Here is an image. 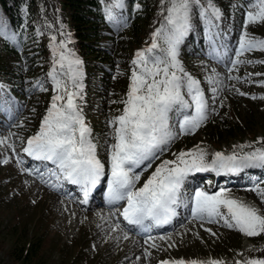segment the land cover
<instances>
[{
	"label": "rangeland",
	"instance_id": "374dc122",
	"mask_svg": "<svg viewBox=\"0 0 264 264\" xmlns=\"http://www.w3.org/2000/svg\"><path fill=\"white\" fill-rule=\"evenodd\" d=\"M37 4L41 9V23L48 30L51 45L50 60L46 65L47 70L43 73L52 80L50 73L53 68L56 67L57 71H60L59 66L54 64V59L57 58L53 53L54 44L58 45L67 39L69 41L67 48L74 53L75 57L77 54L67 35V23L60 9L51 0H38ZM170 6V0H157L156 17L147 29V38L141 39L136 36L138 43H134L125 52V60L117 59L116 63H113L114 66H121V72L118 73L120 76L113 79L108 88L103 86L101 93L97 94L94 100L86 95L84 72L81 65L78 66L83 88L80 92L82 98L76 102L82 110L85 124L92 130L91 138L96 145V155L108 167L110 166L109 145L115 143L109 121L122 114L125 107L123 101L127 98L136 53L150 47L152 34L165 23L167 9ZM255 10V8L247 7L241 15L239 14L242 19L236 24L238 39L245 31L249 34L252 33L251 31L255 32L257 26L264 29V21L249 23L246 28L244 27L246 12ZM124 13L126 15V12ZM259 23L263 25H258ZM261 33L264 34V30ZM52 36L56 37L55 42L52 41ZM7 38L4 35L0 36V59L7 58L3 49ZM184 40H187L186 36ZM187 42L189 43V40ZM16 43V41L13 42L14 45ZM159 43L163 47V42L159 41ZM208 44L206 42L205 45ZM196 49L198 54L192 53L193 57L188 58L191 53H185L179 48L178 59L185 72L200 81V87L206 93L205 97L209 103V117L194 134L180 133L167 145L165 150L159 153V158L152 161L151 168L143 171L137 187L143 185L159 164L165 160H175L180 152L203 149L210 161L216 152L230 156L233 153L245 155L257 150L264 151V76L256 73L257 62L250 58L252 52H245L241 55L239 59L244 63L237 64L229 71L228 66L232 60L236 59L237 49L233 48L226 54L220 52V56L216 52L209 53L208 60L206 59V46L205 50L202 47H196ZM155 54H161V49H156ZM146 55L152 54L146 53ZM222 57L225 63L223 59L221 61ZM209 77L223 81V83H211ZM229 77H239V79H229ZM213 88L217 89L215 94L212 91ZM28 89L30 88L26 85V90ZM31 89L32 92H38V89L36 91L33 87ZM56 94L57 91L52 83L49 92L43 91L33 99L27 98L29 112L26 114L29 117H26V121H23L21 125L18 121L21 114L24 115V106L19 103L22 112L18 114L13 107V100L0 96L2 101H7L4 107L6 111L0 110V138H7L8 141L0 145V223L6 227L5 229L1 227L4 231L0 232V264H15L10 252L13 243L7 234V228L15 225L23 226L25 222L29 227H33L36 219L38 222L35 227L41 228V232L48 234L46 255L51 261L50 264H162L163 261L174 264L181 260L186 264L192 260L203 262V264H209L212 260L221 261L222 264H247L253 259L264 260V234L249 237L235 228L227 227L222 220L209 222L206 219L192 218L190 223L186 222L178 228L180 230L176 229L170 235H157L159 238L154 237L147 242L141 239L134 241L131 236L136 237V235L133 232L130 233L118 222L119 215H113L108 205L98 207L104 208L101 211L98 208L86 211L75 199L73 202L69 201V197L60 196L59 191L65 188V186L62 187L63 183L57 184L59 179L52 176L49 169L40 172L44 171L41 169L43 164L29 165L27 159L19 153L26 146V141L38 133L42 120L51 105L52 97ZM174 113L175 121L169 123L174 131L179 132L178 122L183 116L180 115L181 113ZM245 113L252 114L255 121L248 127L242 126V129L238 131L231 128V121L236 120L235 118L242 120ZM184 114L195 115V112L194 109L186 110ZM215 121L221 123L220 130L222 131L217 136L214 134L213 137H209L203 130H208V126ZM9 144L14 145L15 151L8 146ZM5 159L8 160L7 164L2 163ZM36 169L39 171L37 172ZM254 172L255 176L248 183L247 179L232 176L229 172L217 175L214 171H207L204 173V180L214 176V182L205 180L202 188L209 193L226 189L230 197L255 207L261 215H264V197L253 190L264 188V175L258 169ZM108 177L111 179V175ZM215 178L217 184H215ZM60 179L64 180L63 177ZM53 181L56 183L53 184ZM222 182L226 185L221 186ZM249 185L251 186L248 187ZM226 186H231L230 188L233 189L224 188ZM103 188L104 184L101 186L100 197L106 201L107 193L103 192ZM80 200L83 199L80 197ZM103 221L112 224L113 229H107ZM102 226L105 230H102L104 229Z\"/></svg>",
	"mask_w": 264,
	"mask_h": 264
},
{
	"label": "snow or ice",
	"instance_id": "6c2138e0",
	"mask_svg": "<svg viewBox=\"0 0 264 264\" xmlns=\"http://www.w3.org/2000/svg\"><path fill=\"white\" fill-rule=\"evenodd\" d=\"M170 5L165 23L152 34L150 47L136 53L122 114L109 121L115 143L109 145L111 179L107 181V200L109 204L126 201L121 215L129 224L136 226L143 225L145 221H154L157 226L170 223L182 202L181 190L185 181L192 174L206 171L223 174L246 167H264V151L245 155L233 153L230 156L216 152L209 161L207 153L198 149L180 152L175 160L163 161L143 185L137 187L143 171L151 168L152 161L159 158V153L167 145L180 133L194 134L209 117V103L200 81L185 72L178 59L179 45L192 27L193 5L199 6L200 0H170ZM249 5L256 10L246 12L245 28L249 23L264 21V0H249ZM123 8V0H111L104 7V12L111 20L114 9ZM199 14L210 26L222 15L211 4L201 7ZM7 27V23L0 20V36L6 35ZM51 39L56 41L55 36ZM159 41L163 42V47ZM68 42L66 39L53 46V53L57 56L54 64L59 66L60 71L54 67L50 76L57 94L52 97L38 133L26 141L23 152L34 160L54 165L49 170L51 175L80 185L86 197L88 190L105 177V165L96 155L92 130L85 124L82 110L76 102L82 98L80 92L83 85L78 68L82 61L67 48ZM257 48L264 49V40L248 38V33L243 32L235 52L236 59L228 66L229 71L244 63L239 59L241 55ZM156 49H161V54H155ZM219 51L214 48V52ZM224 52L226 54V48ZM209 82L223 83L211 77ZM212 91L215 94L217 89ZM192 109L195 115L184 114L178 122L179 132L174 131L169 123L170 114ZM7 142V138H0V145ZM8 146L15 151L14 145ZM2 163L7 164L8 160ZM253 190L264 197V188ZM227 191L220 189L209 193L203 188H196L191 197L193 218L209 222L222 220L227 227L249 237L264 234V215L255 207L230 197ZM162 264L169 262L163 261ZM174 264L186 262L181 260ZM187 264L203 262L192 260ZM209 264L222 262L212 260ZM247 264H264V260L253 259Z\"/></svg>",
	"mask_w": 264,
	"mask_h": 264
},
{
	"label": "trees",
	"instance_id": "16d2710c",
	"mask_svg": "<svg viewBox=\"0 0 264 264\" xmlns=\"http://www.w3.org/2000/svg\"><path fill=\"white\" fill-rule=\"evenodd\" d=\"M37 1L0 0V20L8 25L6 35L18 40L17 46H13L10 42H6L3 46L7 58L0 59V82L6 83L7 90L22 101L26 99L22 91L21 85L23 84L35 85L37 81L43 79L45 83L39 88L38 95L43 91L49 92L51 88L49 78L43 73L47 70L46 65L50 60L51 45L48 30L41 23V9ZM51 1L63 13L69 39L75 43L79 59L82 61L86 95L94 100V97L101 93L103 86L108 88L113 79L120 76L118 73L121 72V66H114L113 63H116L117 59L125 60V52L134 43H138L136 36L141 39L147 38V29L156 17L157 0H124V6L130 19L128 25L117 23L116 14H113L111 20L107 18L104 7L111 0ZM209 2L216 4L222 14L218 20H214V26L225 31L233 27L230 36L233 40L236 39V29H238L236 24L242 19L239 14L241 15L245 6H250L249 0H200L199 6L193 5L192 40L195 37H201L204 25L207 26L205 17L199 12L201 7H208ZM258 25H263V23ZM256 28L255 32L251 31V34L247 31L248 38L264 40V34L261 33L264 29L259 26ZM184 48L188 53L191 51V45ZM250 53L252 54L251 60L257 62L256 73L264 76V49H253ZM244 115L242 120L235 118L236 120L231 121V128L238 131L242 129V126L248 127L255 121L252 114L245 113ZM221 126L220 122L215 121L208 126L205 133L209 137H213L214 134L217 136L222 131ZM37 222L36 219L33 227H29L25 222L23 226L15 225L7 228V234L13 243L10 252L15 264L51 263L46 255L48 234L41 232V228L35 227ZM1 227L3 229L6 227L0 225L2 233L4 230Z\"/></svg>",
	"mask_w": 264,
	"mask_h": 264
},
{
	"label": "bare ground",
	"instance_id": "6f19581e",
	"mask_svg": "<svg viewBox=\"0 0 264 264\" xmlns=\"http://www.w3.org/2000/svg\"><path fill=\"white\" fill-rule=\"evenodd\" d=\"M31 164V163H30ZM68 200V199H67ZM70 201V200H69ZM120 203V204H119ZM119 205H122V206H119ZM123 206H126V201H119V202H114L113 204H108V207H110V209H111V211H112V214L113 215H115L116 216V214H118L119 216H120V214H119V212H118V209L119 210H122V208H123ZM98 207H104V205H103V203L101 202V201H99L98 202V204L96 205V206H94V207H91L90 209H94V208H98ZM107 207V208H108ZM100 211L101 210H104V208H98ZM109 209V210H110ZM114 209V210H113ZM115 209H117V210H115ZM96 211V210H95ZM111 211H109V212H111ZM113 211L115 212V213H113ZM98 213H100V212H98ZM104 214V213H103ZM109 214V213H108ZM107 214V215H108ZM106 215V216H107ZM118 215H117V217H118ZM89 216V215H88ZM105 216V217H106ZM103 217V216H102ZM112 217V216H111ZM106 219V218H105ZM96 221V220H95ZM102 221V220H101ZM116 221V220H115ZM104 222V221H103ZM109 222H111V220L109 221ZM112 222H114V221H112ZM105 223V226H106V228L107 229H113V226H112V224H110V223H108V221H105L104 222ZM115 223V222H114ZM117 223V222H116ZM98 225V224H97ZM102 225H103V223H102ZM94 226H95V224H94ZM103 227V226H102ZM100 228V227H99ZM104 228V227H103ZM97 229H98V227H97ZM176 229H178V228H175L172 232H174ZM102 230H105V228L104 229H102ZM179 230V229H178ZM112 231V230H111ZM98 232H100V231H98ZM171 232V233H172ZM96 233V232H95ZM131 233V232H130ZM177 233V232H176ZM174 234V233H173ZM106 235V234H105ZM131 235V234H130ZM136 235V237H138V238H136V237H134V236H131V238L133 237V239H134V241H138L139 239H140V237L141 236H139V235H137V234H135ZM171 236H173V235H171ZM159 238V237H158ZM103 239V238H102ZM143 239V238H142ZM127 240V239H126ZM143 241V240H142ZM133 243V242H132ZM139 244V243H138ZM127 245V244H126ZM117 246V245H116ZM135 246V245H134ZM111 247V246H110ZM136 247V246H135ZM143 247V246H142ZM132 253V252H131ZM127 256V255H126ZM139 260V259H138Z\"/></svg>",
	"mask_w": 264,
	"mask_h": 264
}]
</instances>
